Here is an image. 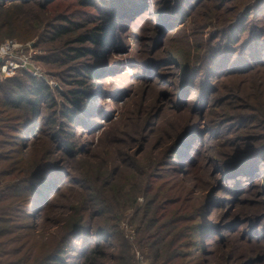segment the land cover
Here are the masks:
<instances>
[{
    "label": "rangeland",
    "instance_id": "1",
    "mask_svg": "<svg viewBox=\"0 0 264 264\" xmlns=\"http://www.w3.org/2000/svg\"><path fill=\"white\" fill-rule=\"evenodd\" d=\"M111 2L0 1V43H33L56 96L22 147L7 142L13 119H0V169L12 174L4 185L48 163L59 179L35 219L26 191L12 208L10 192L0 199V242L21 237L13 246L43 257L84 224L87 239L66 255L74 264L100 242L98 264H264V62L228 74L211 67L227 44L229 66L251 40L264 44V0H147L116 21ZM68 15L81 25L56 37ZM98 25L112 28L106 46L78 41ZM78 47L89 53L78 57ZM87 66L100 75L90 79ZM21 73L0 74V84ZM74 90L84 99L72 121L63 114ZM4 109L2 118L21 112ZM201 223L212 229L199 234Z\"/></svg>",
    "mask_w": 264,
    "mask_h": 264
},
{
    "label": "trees",
    "instance_id": "2",
    "mask_svg": "<svg viewBox=\"0 0 264 264\" xmlns=\"http://www.w3.org/2000/svg\"><path fill=\"white\" fill-rule=\"evenodd\" d=\"M3 3L7 4V2L10 1H16V0H0ZM23 2L30 1V0H21ZM52 1V0H51ZM81 1V3H85L87 6L92 5L94 0H78ZM96 2L102 4L104 1L106 2L107 0H95ZM146 3L147 0H112V4L114 6V17L112 20L116 21L115 18L118 16L119 11L125 10L124 14H128L131 11L134 10L136 2L141 3ZM47 2H50V0H47ZM139 4V7L143 5ZM127 5V7H125ZM143 7V6H142ZM184 8V6H182ZM118 11V12H117ZM187 11V10H186ZM116 12V13H115ZM185 14V13H184ZM75 16V17H74ZM68 15L64 16L63 21L66 24H60L57 25L54 29L55 35L61 36L64 34H68V32L77 29L81 24L80 20H77L76 15ZM112 17V14H111ZM241 24L237 26V29L241 28ZM111 26H97L94 29H91L89 32L82 33L78 41L81 42H91L100 46H106L108 44L109 38H111L108 34V32L111 30ZM237 29L234 30L233 33L237 31ZM244 30V29H243ZM240 32V31H239ZM232 36V34H230ZM229 36V37H231ZM233 39V38H232ZM20 40V39H18ZM231 40V39H229ZM22 42H25L24 40H20ZM230 43V42H229ZM263 43L260 40H255L252 41L249 45H247L245 48H247V54L245 55V59L240 60L241 57L238 59L239 64H232L229 66V55L231 53L230 46L227 44L225 48V53L222 52L221 50L217 54L214 55L212 62H211V67L213 65V69H218L216 73H221L222 71L224 74H228L230 72H234L236 69H242L243 65L240 62H243L246 67H250L253 65V67L256 65L257 67L263 66L262 63L264 62V52L262 51L263 48ZM245 50V51H246ZM76 54L78 57H81L83 55H87L89 53V49H86L84 47H78L75 49ZM239 50V56L240 54ZM244 50L242 51V53ZM261 63V64H260ZM238 67V68H237ZM240 67V68H239ZM215 70V71H216ZM22 72L21 74H17L16 76L9 77L5 81L4 84H0V105L5 106L4 111H16L19 110L21 112L16 113L15 116H3L0 117L1 120H4L5 118L13 119L14 123L10 125V128L14 130L13 137H15L13 140H9V144H16L19 147H22L24 143L28 142V140L31 139H36V135L42 132V125L43 123L41 122L40 118L43 117V111H42V106L44 105L45 102L48 103H54L55 102V97L53 88L50 86L48 82L45 80L41 79L38 76L31 75L29 72L22 70L19 71ZM18 73V72H17ZM86 73L87 76L91 78H97L101 71L93 68L92 66H87L86 67ZM10 81L12 82L13 86L9 84ZM210 86H204L202 91L205 92L209 90ZM4 94V96L2 95ZM74 96H73V106L74 110L72 109L71 111L68 110L67 108L64 111L63 117H68L72 121H75L74 115L77 114L81 109H80V102L83 101V96H80L78 93H80L78 90L73 91ZM70 109V108H69ZM78 118V117H77ZM48 120V119H47ZM66 122H61V125H64ZM6 127L9 128L7 125ZM2 130L0 129V133ZM6 134H10V132H6ZM182 147V146H181ZM183 148V147H182ZM70 150V148H68ZM180 150V148H179ZM177 149H172L170 152V155L174 158H177L180 160V157H184V159H188L190 161V157L186 154V152L183 153V155L179 152ZM2 152L0 154V159H7L8 156H6ZM12 157V156H11ZM191 163V162H190ZM41 165L39 168L35 169L32 171H28L24 175L22 179L18 178L13 184H8L7 186L4 185V177H7L9 175H12L10 170L7 169H0V199L8 194L6 201L7 204L5 206L12 208V205L14 201L18 198L21 197V191L24 190L28 193V204L30 210L26 213H31V217L34 218V212L36 213H41V211L45 208V206L50 202V199L54 195V192L58 191V180L56 177H54V173L52 170V167L54 165L48 163L46 164L43 168ZM56 176V175H55ZM24 182V183H22ZM210 202H208L205 206H208ZM19 207V206H18ZM23 207H21L18 211L21 212ZM202 210V208H201ZM10 210L6 211V215H8V212ZM30 215V214H29ZM6 218V217H5ZM1 220L4 219L3 217L0 218ZM35 219V218H34ZM207 223V219H206ZM210 227V226H209ZM208 227V228H209ZM206 224L201 223L200 225L197 226V232L199 234L204 233L205 231H209L212 229L205 230ZM89 232V229L87 228L86 225H77L75 226L74 231L72 232V235L66 239V242H62L59 246L56 247V249H53L51 252L48 254H45L43 257L40 254H37L36 249L33 248L32 245L26 246L25 243H22L19 246H13L15 243L20 241L21 237L17 236H12L11 238H6L0 242V264H74L72 261H70L69 257L66 258V255L68 254V250L72 249L70 251H76L75 246H72V242H77V241H82L84 239H87V235ZM101 233V232H99ZM97 234V237H101L100 239L102 240L103 237L105 236L104 232L102 234ZM8 234H2V236H6ZM204 235V234H203ZM68 240L71 242L70 245L68 243ZM108 238L105 240L107 241ZM85 241V240H84ZM100 241V240H99ZM9 246V247H8ZM103 246V244L97 243L91 250L90 252L84 254L85 260L81 262L80 264H98L96 261H94V257L96 256L97 253L100 252V248ZM69 247V248H68ZM23 253V254H22ZM20 255V256H19ZM78 264V263H76Z\"/></svg>",
    "mask_w": 264,
    "mask_h": 264
},
{
    "label": "built area",
    "instance_id": "3",
    "mask_svg": "<svg viewBox=\"0 0 264 264\" xmlns=\"http://www.w3.org/2000/svg\"><path fill=\"white\" fill-rule=\"evenodd\" d=\"M33 43L21 42L9 38L0 43V74L14 75L19 71L27 70L38 77H42L33 58ZM34 70V71H33Z\"/></svg>",
    "mask_w": 264,
    "mask_h": 264
}]
</instances>
